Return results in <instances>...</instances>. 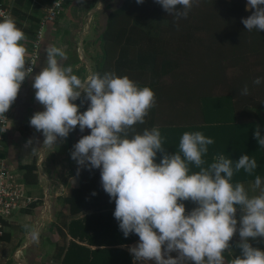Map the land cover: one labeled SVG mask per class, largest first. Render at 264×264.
Wrapping results in <instances>:
<instances>
[{
    "label": "clouds",
    "instance_id": "9594fccd",
    "mask_svg": "<svg viewBox=\"0 0 264 264\" xmlns=\"http://www.w3.org/2000/svg\"><path fill=\"white\" fill-rule=\"evenodd\" d=\"M142 4L144 0H136ZM176 20L187 18L194 0H155ZM177 6H180L178 9ZM246 9H254L242 18L247 31H264V0H247ZM3 14H0L2 16ZM178 27V25H177ZM25 33L9 16L0 19V115L16 101L21 84L32 69L25 68ZM47 66L34 77L35 100L44 107L30 118V126L44 136V144L63 141L79 126L90 129L73 145L70 155L80 167L100 169L101 185L110 202L115 201L114 218L125 237L136 234L139 243L129 251L136 261L147 264H224L230 241L239 234V256L230 264H264V251L249 242L264 239V181L257 175L250 194L241 182L233 183L235 173L249 175L258 167L249 155L233 161L224 154L213 157L207 166L203 159L214 143L200 131H185L179 151L169 154L163 147L164 137L158 126L141 133L135 125L144 124L155 106L154 91L140 87L128 76L114 71L88 76L82 80L65 67L66 52L56 46L45 49ZM264 83L257 77L254 86ZM85 94L90 101L81 113L74 103ZM240 95H249L247 84ZM264 148L259 125L254 133ZM28 145L32 144L30 139ZM35 151V148H33ZM162 153L156 163L157 153ZM194 165L199 171L191 172ZM80 167L77 172L79 174ZM92 195H96L95 192ZM197 205L186 214L183 201ZM240 210L239 228L236 218ZM33 243L39 232L24 225ZM175 252L173 258L170 253Z\"/></svg>",
    "mask_w": 264,
    "mask_h": 264
},
{
    "label": "crops",
    "instance_id": "0c3cea01",
    "mask_svg": "<svg viewBox=\"0 0 264 264\" xmlns=\"http://www.w3.org/2000/svg\"><path fill=\"white\" fill-rule=\"evenodd\" d=\"M50 1L0 0V6L9 10V17L15 20L17 27L26 35V39L21 41L27 50L25 61H27L30 43L34 37L35 30L40 20L44 17L45 9ZM120 1L64 0L62 10L58 16L53 21L46 22L43 26L41 36L43 50L40 52L39 59L36 61L32 73L22 83L18 97L13 103L10 118L11 133L13 135L10 136L7 142L3 143L4 147L1 153V156L6 158L10 167L17 171L21 170L23 172V169H20L19 166L29 164L34 160L36 169L35 183H27L24 179L23 181L28 193L38 199L34 202L35 204L29 212L18 211L4 220L3 233L6 231L5 227L7 226L8 230L6 233L8 234L7 240L9 242L0 241V264H7L6 261L8 259L12 260V263L10 262L9 264H41L39 258H42V264H53L54 262L50 260L49 254L55 242L58 245L62 244L60 233L65 234V243L71 239L75 243L85 245L90 249L96 247L108 248L110 246L106 245V242L109 243L112 239L123 241L127 238L122 231L113 237L109 231L103 229L99 235L95 232L93 239L98 241L97 243L105 245H95L89 242L87 238L78 240V238H71L67 234L66 229L63 227L64 220L68 222L70 219L76 220L81 217H88L91 214L105 213L104 219L108 218L107 220L114 221L115 201L112 200L110 202L109 195L102 188L100 169L89 171L87 168L78 165L72 168L69 164L68 153L65 150L66 139L63 141L58 140L56 145L49 146L43 143L44 136L42 133L37 132L30 126V118L33 114L38 111H44L43 105L35 100L36 90L32 87V84L34 77L47 66L45 49L53 45L63 49L67 54V59L63 60L62 64L65 67L71 66L73 74L85 80L92 75L98 64L101 31L104 29L106 22L105 11L118 5ZM164 44L162 35L159 34L157 36V32L152 30V28L144 25H129L121 43V48L113 53L111 71H114L120 77L126 75L131 80V77L138 73L143 72L146 76L153 54L162 51ZM172 79L171 75H166L162 78L161 94L159 96L157 93L155 106L149 110L148 116L145 117V123L141 124L143 129H149V125H190V121L198 122V115H195L197 107L191 101L193 98L192 84L187 81L185 84H180L179 78ZM203 87L207 92L209 88H206L204 84ZM211 94V96L216 95V93ZM173 96L177 100L170 103L167 99ZM209 103V100L207 102L201 101L203 112L205 111V113L211 115H220L218 113L219 107L214 104L209 105ZM30 139L32 144L28 145L27 142ZM33 148H35V151H33ZM177 151H170V154H174ZM21 153L23 157L20 160L19 155ZM203 159L206 161L207 156H203ZM78 167H80L79 174L77 172ZM190 171L196 172L199 169L192 165L190 166ZM79 186L85 193V209L70 215L68 214V204L62 202V198L68 194L70 188ZM93 192L96 195H92ZM183 203L185 204L186 213L197 207L190 200L183 201ZM13 216L14 218H12ZM115 222L119 224L117 220ZM73 223L72 232L76 234L80 226L77 225V222ZM79 224L82 227V234L85 232L84 227H87V229L91 227L89 233H91V229L92 231L94 230L93 226L88 222ZM24 225H30L39 232L38 243L31 241ZM46 242L49 250H44L42 247V244ZM138 243L139 238L128 244H117L115 247L125 249L130 255L132 264H142V262L136 261L129 251L130 247ZM2 244L13 247L12 253L7 256V259L3 253L6 247ZM100 254L99 256L104 257L113 253L109 251ZM170 255L175 258L177 253L172 252ZM44 257L46 258L44 259ZM56 264L59 263L56 262ZM147 264H155V261H149Z\"/></svg>",
    "mask_w": 264,
    "mask_h": 264
},
{
    "label": "trees",
    "instance_id": "16d2710c",
    "mask_svg": "<svg viewBox=\"0 0 264 264\" xmlns=\"http://www.w3.org/2000/svg\"><path fill=\"white\" fill-rule=\"evenodd\" d=\"M241 2L242 0H203L202 4L205 6V9L202 11V13L208 17L214 16L216 15L215 12L219 8L222 11L220 12V18L221 21L223 20V24H229L228 22L232 23L234 15L237 18V22H239L240 20L242 21V18H247L250 16L252 11H254V9L244 11ZM177 8L179 9L180 6H177ZM105 12L106 22L103 27L104 29L101 31V39L99 42L100 57L98 64L92 74L99 73L102 76L105 72H111V59L113 53L117 49L121 48V43L123 41L124 35L127 33V28L129 25H144L148 28H152V30L157 32V36L159 34L162 35L161 33H164L166 30H177L174 38L177 43L189 40V33L185 31V28L189 25L187 23L191 20V10L189 11L187 18L176 20L173 16L168 15L162 6L156 3L155 0H144L142 4H137L136 0H121L118 5L106 9ZM158 22H160V24L156 31L155 25ZM225 33H230V36L226 35L224 38L222 36L221 41L223 44H228L231 46V48L230 50H227L225 54L221 52L220 56L223 57L222 59H227V63L232 67V69L234 68L235 70L233 71L235 74H233L231 77H226L225 86L220 89V91L225 92H221L219 95L211 96V89H207L206 92L202 85L197 90L200 91L197 93V95L194 96L192 91L193 98L191 99L193 105L197 107V113H195V115H198V122L190 121V125L168 124L166 126H157L161 131L162 137H164L163 147L169 154L170 151H179V141L185 131H200L206 137L212 138L214 140V143L208 146V153L206 154L207 165L211 164L213 162V157L218 154H224L233 161L238 160L241 155L245 154L249 155L250 158H255L258 164L255 172L249 175L248 173L241 170L240 172L234 174L233 183L241 182L244 184L246 190H249L250 194H258L259 190H257L256 193L251 192V185L254 183L255 177L257 175H259L262 181H264V148H261V146L258 144L254 133L256 131V126L259 125L261 137H264V91H261L260 89L258 90L261 94L260 103H258L259 101L257 102L255 99H253V96H242L240 95V92L245 84L249 86V93L254 87L252 81L255 78H252L251 80L250 76L253 72H248V66L247 63H245L244 56L246 52H249L255 56L264 53V31L258 32L254 29L249 32L243 24L242 27H237L236 29H232L231 32L229 31ZM241 35L247 37V40L244 39V41H242L245 44H237V42H232V40H235V38H241ZM41 41L42 40L40 38L37 60L39 59L40 52L43 50V42ZM167 45L168 43L166 45L164 44L162 51L155 52L153 54L152 61L147 68L148 70L146 69V76L143 72L133 76L131 75L132 80L140 87H150L154 91L155 97L158 95L160 96L161 94L160 87L163 82V77L166 75H171L173 79H176L177 75L180 78V76L184 74L185 71L194 68L193 62H191L187 64L189 69L183 68L184 72L177 73V71H179V69L177 70L179 65L177 63L175 54L172 53L176 47H173L170 50L169 46ZM242 46L245 47V49H243ZM191 56L195 57L199 63L200 60L204 61L203 66H207L211 69L214 68L215 72L211 73V75L218 73L219 65L222 64L218 61V59L214 62L206 61V59L211 60V57L213 58V54H211V57H207L204 53H200L199 58L195 56V54L188 53L187 55L186 53V57ZM216 56L217 58L219 57L218 54H216ZM197 62L196 65H199ZM209 63L218 66H212ZM221 67L223 69V65ZM194 70L195 68L193 71ZM222 73L223 75H226L225 72ZM215 98L218 99V101H216L214 105L219 107L218 113L220 115H211L209 113H205V111L203 112V109L201 108V101L207 102V100H209L210 102L211 99L215 100ZM167 100L172 103V101H176L177 99L173 96L168 97ZM247 100L249 104H247ZM74 103L79 105V111L83 113L89 107L90 101L86 100L85 94L82 93L81 97L74 101ZM209 105L211 104L209 103ZM134 127L138 133L142 134L144 129L141 124H137ZM152 127L155 126L149 125V129ZM88 134H90V129H85L83 132H81L79 126H77L76 129L71 131L69 136L66 138L65 150L68 153L69 164L72 166V168L77 166L76 161H74L70 155L71 151L73 150V145L77 143L82 136ZM162 155V153H157L155 161L156 163L160 162ZM19 168L23 169L22 179H24L25 182L35 183L36 169L34 160L29 164L20 165ZM84 195L85 193L81 186L70 188L68 194L62 198V202L68 204V214L73 215L85 209ZM34 204L35 203H31L22 211L25 213L29 212ZM104 214L105 213H98L95 215L91 214L88 217H81L76 220L70 219L68 222H65L64 220L63 227L66 229L67 234L71 238H78V240L87 238L89 242H92L95 245H105L97 243L98 241L93 239L95 232L97 235H99L103 229H105L106 231H109L113 237H115L121 233V230L119 229L118 224L115 222L116 219L114 221L107 220L108 218L103 219L102 215ZM240 215L241 212L238 208L236 214L238 228ZM73 222H77V225L80 226V229L76 234L72 232V224H74ZM83 222H88L91 224L94 230L92 231L91 229V233H89V229L91 227L88 229L87 227H84L85 232L82 234V227L79 223ZM60 234L63 241L62 244L58 245L55 242L52 246L51 253L49 254L50 260L54 263L58 262L59 264H132L129 253L125 249L115 246L117 244H128L139 238L133 233L123 241H120V239H112L111 242H106V245L110 246L108 248L96 247L94 249H90L85 245L75 243L71 239L65 243V234ZM0 239L7 240L8 234L6 232L2 233L0 235ZM239 240L240 237L237 231L232 240L229 242L230 250H226V252L223 254L226 264H230L232 259L240 255L241 249L236 247V244L239 242ZM249 242L253 247L260 248L262 251H264V239L257 238V240H251L250 238ZM109 251L113 254L104 257L99 256L101 255L100 253Z\"/></svg>",
    "mask_w": 264,
    "mask_h": 264
},
{
    "label": "rangeland",
    "instance_id": "374dc122",
    "mask_svg": "<svg viewBox=\"0 0 264 264\" xmlns=\"http://www.w3.org/2000/svg\"><path fill=\"white\" fill-rule=\"evenodd\" d=\"M202 1L203 0H194L193 7L191 9V14H192L191 20L187 23L190 26L188 25L185 28V31L189 33L188 41L177 43L174 39L177 33V30H174V31L166 30L164 33H161V34H162V38L164 40L165 45L168 43L167 46H169L170 50L171 48L176 47V49L172 51V53L175 54L177 63L179 65L177 68V70L179 69V71H177V73L184 72L183 68L189 69V66L187 64L193 62V67L195 68L194 71H193L194 68L191 70H187L185 71L184 74L180 76V78L176 75V79L177 78L180 79L179 83L185 84L187 81V82H190L191 84V81H192V85H193L192 91H193L194 96L197 95L198 92H200L197 90L203 84L206 86V88H210L212 93L214 94L216 93V95H219L221 94V92H225V91H220V88H223L225 86L226 77H229V76L231 77L233 74H235L233 72L235 71L234 68L232 69V67L227 63V59H222L223 57L220 56L221 52L225 54L227 50H230L231 48V46H229L228 44H223L221 41V38L222 36L224 38L226 35L230 36V33H225V32H229V31L231 32L232 29H236L237 27L238 28L242 27L243 23L241 22V20L237 22V18L234 15L232 19L233 21L232 23L228 22L229 24H223L222 23L223 20L221 21V18H220V15H221L220 12L222 11L219 8L215 12L216 15L214 16L208 17L204 15L202 11H204L205 6L202 4ZM241 3H242V7L244 11H248L249 9H246L247 0H242ZM222 5L224 6L223 3ZM239 19H240V16H239ZM159 24L160 22H158L155 25L156 30ZM169 32L171 33V36ZM244 39L247 40V37L246 36L244 37L241 35V38L239 39L235 38V40H232V42L233 43L237 42V44H245L242 42L244 41ZM242 48L245 49V47L243 46ZM186 53L187 55L188 53L195 54V56L199 58H200V53H204L207 57L209 56L211 57V54H213V58L211 57V60L206 59V61L214 62V61H217L218 59V61L222 63L219 65L218 73H216L215 75H211V73L215 72L214 68L211 69L207 66L206 67L203 66L204 61L200 60V63H199L197 62L195 57H192V56L186 57ZM216 54L219 55L218 58ZM244 59H245V63H247V66H248L247 67L248 72H253L252 75L250 76L251 80L252 78H257V77H261L262 79H264V53H261L255 56L249 52H246ZM196 62L199 63V65H196ZM209 64H211L212 66H218L212 63H209ZM222 65H223L224 71L221 67ZM222 72H225L226 75H223ZM259 89L261 91L262 90L264 91V83H262L259 86H254L251 92L249 93V96L251 95L253 96L252 97L253 99H255L257 102L259 101L258 103H260L261 101V94L258 91ZM216 101H218V99L216 98L215 100L212 99L210 100V104L213 105L214 103H216ZM247 104H249L248 100H247ZM193 119H195V117H193ZM21 157H23L22 153L19 155L20 160L22 159ZM104 216L105 214L103 215V219H104ZM12 218H14V216ZM5 230L6 231L8 230L7 226L5 227ZM0 241H7V243L9 242V240H0ZM2 245L6 247L5 250H3L4 251L3 253H4V257L7 259V256H9V254L12 253L11 250H13V247L5 245V244H2ZM42 247L44 250H49V246L47 242L42 244ZM45 258L46 257H44V259ZM11 261H12L11 259H8L6 262L7 264H9ZM39 261L42 264V258H39ZM224 264H226L225 261H224Z\"/></svg>",
    "mask_w": 264,
    "mask_h": 264
},
{
    "label": "built area",
    "instance_id": "2783aa9c",
    "mask_svg": "<svg viewBox=\"0 0 264 264\" xmlns=\"http://www.w3.org/2000/svg\"><path fill=\"white\" fill-rule=\"evenodd\" d=\"M63 1L51 0L46 7L44 17L40 20L30 43V50L25 64L26 69L31 68L33 71L38 57V46L43 26L46 22L53 21L58 16L62 10ZM0 14H3L0 16V19H2L3 16H9L10 12L7 8L0 6ZM12 106L4 115H0V235L3 233V222L5 219L27 208L38 199L30 195L25 188V183L22 179L23 172L14 170L10 167L6 158L1 156L4 147L3 143L7 142L10 136L13 135L11 133L12 126L10 125Z\"/></svg>",
    "mask_w": 264,
    "mask_h": 264
}]
</instances>
